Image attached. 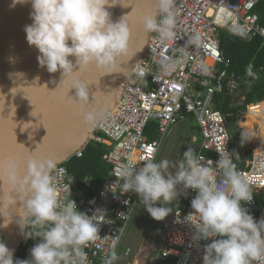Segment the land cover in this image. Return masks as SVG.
I'll use <instances>...</instances> for the list:
<instances>
[{"label": "clouds", "instance_id": "clouds-1", "mask_svg": "<svg viewBox=\"0 0 264 264\" xmlns=\"http://www.w3.org/2000/svg\"><path fill=\"white\" fill-rule=\"evenodd\" d=\"M117 2L13 0L11 7L31 4L32 23L24 28L26 40L38 50L40 67H46L49 73L61 71V85L65 77L84 72L91 65L104 75L124 71L122 64L133 54H130L127 15L114 22L108 11ZM154 5L156 12L143 17L144 31L157 33L162 44L174 42L179 14L176 0H154ZM231 30L242 37L247 36L237 25H233ZM187 37L185 45L177 48L181 56L186 49L198 48L202 44L199 32L193 31ZM70 57H74L75 62ZM180 63L181 59L166 56L160 60L159 67L162 72L171 73ZM198 68L204 74L212 72L203 62ZM245 72L254 76L252 64L246 66ZM135 74L143 78L148 73L141 70ZM73 88L75 95L69 96V89ZM69 89V103L78 107L76 115L82 117L86 125L106 119V110H98L94 106V93L90 99L89 83L75 78ZM90 106L92 110L86 111ZM254 135L250 130L241 131V143L251 140ZM234 158L239 159V153L225 150L219 153V159L212 167L203 155L188 147L182 158L171 165L174 171H169L168 160L157 162L152 157L139 168L123 166L117 181L123 182L121 193H137L144 208L156 220L165 219L173 211L168 205L181 194L177 190L178 185L185 190H194L197 194L191 201V207L195 211L185 218L195 226L193 240L219 237L204 246L203 264H264V217L256 220L243 206L252 200V181L251 177L237 170ZM56 170L57 161L52 158L30 156L23 174L16 159L6 157L0 160V217H3V227L18 216L15 223L24 238L39 239V243L30 250L31 258L23 260L14 259V250L0 240V264H88L85 248L100 236L99 216L102 212L97 210L89 216L78 210L76 202L71 199L69 185L72 178L68 177V183L61 186ZM61 190L64 195L58 194ZM157 202L161 206H156ZM118 259L117 253L112 251L104 259V264H114Z\"/></svg>", "mask_w": 264, "mask_h": 264}, {"label": "built area", "instance_id": "built-area-1", "mask_svg": "<svg viewBox=\"0 0 264 264\" xmlns=\"http://www.w3.org/2000/svg\"><path fill=\"white\" fill-rule=\"evenodd\" d=\"M260 1L176 0L179 8L176 40L162 44L158 34L153 32L147 53L135 67L131 81L124 86L116 109L97 124L88 144L81 151L57 165L55 175L63 186L68 183L66 165L71 159L82 158L90 144L107 147L104 161L111 168L109 178L94 196H84L76 202L78 210L89 216L97 213V210L102 212L99 216L100 236L85 248L88 264H104V259L112 251L119 256L120 246L132 223L140 197L133 191L121 193L120 185L123 182L117 181V176L125 165L139 168L146 159L154 157L157 161L171 128L193 116L202 138L198 153L212 167H215L219 153L225 150L233 152L226 117L215 109V95L227 93L234 96L240 89V83L235 74L229 71L230 63L220 48V34L222 31L235 34L231 29L237 25L248 36L261 38L264 43V26L255 12ZM193 31L201 34L202 44L198 48L186 49L181 56L177 48L185 45L187 35ZM166 56L181 59L176 71L164 73L160 70V60ZM201 62L212 69L211 74L199 70ZM141 70L148 73L143 78L135 74ZM253 78L258 80L255 73ZM244 101L245 98H242L239 104ZM260 105H251L241 116H256ZM151 123L158 127L155 139L147 136ZM241 157L242 153H239V159L234 158L233 162ZM238 170L251 177L252 200L243 206L255 218L258 210L256 196L264 195V146L253 149L252 159ZM217 180H220L219 176ZM69 187L72 199L71 184ZM177 190L181 194L173 211L165 219L159 220L157 228L149 234L155 241V255L150 259V264H203L204 246L212 239L219 238L193 240L195 226L185 218L195 211L190 203L197 193L192 189L185 190L182 185H178ZM58 194L64 195L62 190ZM120 213L126 215L121 216ZM130 255L131 248L126 251L125 257ZM14 259L30 257L18 254ZM114 264H118V260ZM133 264H138V261Z\"/></svg>", "mask_w": 264, "mask_h": 264}, {"label": "water", "instance_id": "water-1", "mask_svg": "<svg viewBox=\"0 0 264 264\" xmlns=\"http://www.w3.org/2000/svg\"><path fill=\"white\" fill-rule=\"evenodd\" d=\"M12 2L0 0V160L16 159L23 174L30 156L52 158L60 165L88 144L98 123L86 125L76 115L79 109L69 103L68 89L75 78L89 83L90 99L95 94L94 106L109 115L118 105L124 86L131 81L133 68L147 53L153 33L144 31L142 21L156 8L154 0H118L109 7L114 22L127 15L133 57L122 64L123 72L104 75L91 65L84 72L65 77L60 85L61 71L49 73L46 67H40L38 50L26 40L24 28L32 23L31 4L11 7ZM70 59L75 62L74 57ZM68 95L74 96L75 89H69ZM91 110V106L86 109ZM15 219L19 217L3 227L0 217V240L14 250V257L27 246Z\"/></svg>", "mask_w": 264, "mask_h": 264}, {"label": "trees", "instance_id": "trees-1", "mask_svg": "<svg viewBox=\"0 0 264 264\" xmlns=\"http://www.w3.org/2000/svg\"><path fill=\"white\" fill-rule=\"evenodd\" d=\"M260 18V23L264 26V0H261L255 10ZM220 48L229 61V71L235 74L240 89L238 95L231 96L227 93L215 95V109L219 110L225 117L229 133L231 136V149L236 152L247 150V145L241 143V129L238 124L241 119V113L246 111L247 106L261 103L264 101V43L261 38L232 34L222 31L220 34ZM252 64L254 73L258 80L253 76H248L245 72L246 66ZM245 98L240 105L238 101ZM264 103V102H263ZM189 120H195L189 116ZM157 124L151 123L147 129V136L155 139L157 136ZM185 146L181 147L179 158L181 159ZM107 153L105 145L90 144L83 153L82 158H73L66 165L69 177L72 178L70 183L73 190V200L78 202L82 197H92L99 192L107 178L110 176L111 168L104 161ZM252 156L246 153L244 157ZM243 157L236 161L237 170L243 168L241 162ZM258 210L255 213V219L259 220L264 214V195L256 196ZM191 204V203H190ZM39 243V239H29V244L20 250L21 255L30 256L32 247ZM150 261V260H149Z\"/></svg>", "mask_w": 264, "mask_h": 264}, {"label": "rangeland", "instance_id": "rangeland-1", "mask_svg": "<svg viewBox=\"0 0 264 264\" xmlns=\"http://www.w3.org/2000/svg\"><path fill=\"white\" fill-rule=\"evenodd\" d=\"M236 95H238V92ZM200 135L199 125L195 120H186L171 128L157 162L165 159L168 160L170 162L169 171H174L175 169L171 165L180 160L179 152L183 145L185 146V150L188 147H192L197 153L199 152L198 146L200 140H198V137ZM193 137L197 138V144L193 143ZM251 159L252 156L250 155L243 157L241 166L244 167L246 161ZM176 201L168 206L171 208L175 207ZM156 206H161L160 202H157ZM262 217H264V214ZM158 224L159 220L152 218L140 201L133 216L132 223L129 225L126 236L120 246L118 264H133L136 260H138V264H150L151 262L149 260L155 255L150 249L155 244L153 242L151 243L150 238L152 237L149 234L157 228ZM130 248L131 255L125 257L126 251Z\"/></svg>", "mask_w": 264, "mask_h": 264}, {"label": "crops", "instance_id": "crops-1", "mask_svg": "<svg viewBox=\"0 0 264 264\" xmlns=\"http://www.w3.org/2000/svg\"><path fill=\"white\" fill-rule=\"evenodd\" d=\"M242 104V103H241ZM240 104V105H241ZM260 104V103H259ZM243 113V112H242ZM241 113V114H242ZM247 120V121H246ZM245 122V123H244ZM246 123H248V116H247V118H246V116L244 115V116H241V119H240V121H239V124H238V126H239V128L243 131V130H246L245 129V127H243V125L244 124H246ZM262 123L261 122H256L255 124H254V130L256 131V133L257 134H259V135H261V133H262V125H261ZM256 126V127H255ZM200 134H201V132H200ZM199 139L198 140H200V144H199V148H200V145H201V140H202V138H201V135H200V137H198ZM192 140V139H191ZM196 140H197V138L196 137H193V143L194 144H197L198 143V141H197V143H196ZM246 143V145H247V150H243V152H241L242 153V157H244V155H246V153H251L252 154V150L253 149H257V148H259V147H263L264 146V142L262 141V140H259V142H258V144L257 145H255L253 142H251L250 140L249 141H246L245 142ZM181 149V148H180ZM246 164V163H245ZM150 236V235H149ZM151 239V243L153 242L154 244H155V241L152 239V238H150ZM150 250H152L153 251V253H155V245L150 249ZM138 260H136V262H137Z\"/></svg>", "mask_w": 264, "mask_h": 264}, {"label": "bare ground", "instance_id": "bare-ground-1", "mask_svg": "<svg viewBox=\"0 0 264 264\" xmlns=\"http://www.w3.org/2000/svg\"><path fill=\"white\" fill-rule=\"evenodd\" d=\"M258 113L256 116L255 114H251L248 116V123L244 124L243 127H245L246 130H250L252 133H254V137L250 140L255 145L258 144L259 140H262L264 142V103H262L258 107ZM247 121V120H246ZM256 122H261L262 124V133L261 135L256 133V129L254 130V124ZM245 123V122H244ZM256 127V126H255ZM249 141V140H248Z\"/></svg>", "mask_w": 264, "mask_h": 264}]
</instances>
